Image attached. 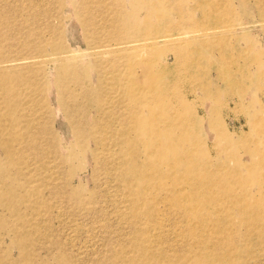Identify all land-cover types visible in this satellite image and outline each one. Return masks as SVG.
Returning a JSON list of instances; mask_svg holds the SVG:
<instances>
[{
  "label": "rangeland",
  "instance_id": "rangeland-1",
  "mask_svg": "<svg viewBox=\"0 0 264 264\" xmlns=\"http://www.w3.org/2000/svg\"><path fill=\"white\" fill-rule=\"evenodd\" d=\"M3 103L0 264H264V0H0Z\"/></svg>",
  "mask_w": 264,
  "mask_h": 264
},
{
  "label": "bare ground",
  "instance_id": "bare-ground-1",
  "mask_svg": "<svg viewBox=\"0 0 264 264\" xmlns=\"http://www.w3.org/2000/svg\"><path fill=\"white\" fill-rule=\"evenodd\" d=\"M181 13V12H180ZM181 15H183V14H181ZM181 17V16H180ZM186 18V17H185ZM70 39H72V40H74L75 39V37H74V34L73 33H71L70 34ZM155 40H157V39H155ZM161 40L162 41H169V40H173V38H161ZM160 40V41H161ZM115 46H117V45H115ZM108 48V47H107ZM117 49V48H116ZM152 49L151 48H147V49H145L144 51H151ZM143 51V52H144ZM147 55V54H146ZM145 55V56H146ZM134 57V55L132 54H130V55H128V56H126L125 57V59H124V57L123 56H120L119 54L118 55H116L115 57H113L114 59V61H113V69H114V73H115V75H114V85H116L117 87H114V89L116 90V93L117 92H120L119 94H121V98H120V100L123 98V95H122V91H121V87H120V73H119V63H120V61H121V63H123V62H125V61H127V60H129V59H131V58H133ZM147 57V56H146ZM173 58V57H172ZM152 59V58H151ZM148 60L150 61V59L148 58ZM174 68V67H173ZM172 68V69H173ZM146 73V72H145ZM2 74V73H1ZM175 79V78H174ZM92 80H95V77H91V80L90 81H92ZM7 81V80H6ZM96 81V80H95ZM145 81H147V80H145ZM175 81V80H174ZM173 81V82H174ZM172 82V83H173ZM4 83V82H3ZM35 86V85H34ZM4 87V86H3ZM162 87V86H161ZM128 88V87H127ZM127 88H126V90H127ZM129 88H132V89H134V90H140L141 92L142 91H144L140 86H138V84H135V83H132V86L130 85V87ZM55 89V88H54ZM3 90V89H2ZM166 90V89H165ZM139 91V92H140ZM164 92V91H163ZM54 93H55V91H54ZM107 102V101H106ZM119 103H120V101H119ZM121 103H123V101H121ZM2 104V103H1ZM115 104V103H114ZM1 106V105H0ZM18 106V105H17ZM17 106L16 105H14L13 104V106L12 105H10L9 103H3V106L0 108V125H2L8 118H13L12 116H13V112H16L18 109H17ZM118 109V108H117ZM99 110V109H98ZM60 112H58V114H59ZM111 113V112H110ZM118 113V112H117ZM19 115L20 114H18L17 113V116L19 117ZM61 115H62V113H61ZM70 116V115H69ZM115 116V115H114ZM21 117V116H20ZM63 119V118H62ZM71 119V118H70ZM1 122H3V123H1ZM135 130V129H134ZM203 131H204V134H205V136H206V138L209 140V141H211L212 139H213V135H212V131L211 130H209V127L207 126V124L206 123H204V126H203ZM10 135H9V137L8 138H6V139H4V142H5V145H6V150H5V154L7 155V157H8V159H15V157H17V156H19V155H22V153H19L18 154V152H16L13 148V143L14 142H18L19 141V139L20 138H22V136L20 137V135L18 134V133H16V132H14V131H12L11 133H9ZM126 135V134H125ZM36 137V135L35 134H33V135H31V137ZM114 149V148H113ZM112 149V150H113ZM24 153V152H23ZM112 155V154H111ZM101 161V160H100ZM117 161V160H116ZM141 164V163H140ZM153 164H155V163H153ZM183 172V171H182ZM128 183V182H127ZM210 188V187H209ZM185 190V189H184ZM243 198V201L244 202H247V204H248V196L247 195H245L244 194V196L242 197ZM167 200V199H166ZM243 204V203H242ZM248 206V205H247ZM247 206H245L244 208H243V210H242V214L244 215V214H246V213H248V210L246 211V209H247ZM196 208V207H195ZM194 208V206H193V208L192 209H195ZM157 211V210H156ZM221 212V211H220ZM242 215V216H243ZM245 216V215H244ZM244 220V219H243ZM242 220V221H243ZM203 222V221H202ZM244 222H245V220H244ZM249 223V222H248ZM243 225V224H242ZM41 226V225H40ZM244 226V225H243ZM245 227H246V225H245ZM260 237H261V235H260ZM257 238V237H256ZM202 244V243H201ZM209 248V247H208ZM137 249V248H136ZM187 249V248H186ZM210 251H211V249H210ZM134 253V252H133ZM18 255V254H17ZM119 255V258H120V254H118ZM181 257H182V255H179V257H177V258H171L170 256H167L166 254L164 255V256H160V258H155V257H153V256H147V260L145 261V262H143V264H145V263H148V264H150L149 263V261L151 262V263H163V264H177L178 262H179V260H180V262H181V260L184 258H182L181 259ZM214 257V253H212V254H209V255H207V258H213ZM118 258V257H117ZM218 260V259H217ZM120 261V260H119ZM134 263H136V262H134L133 261V264ZM11 264H17V263H11Z\"/></svg>",
  "mask_w": 264,
  "mask_h": 264
}]
</instances>
